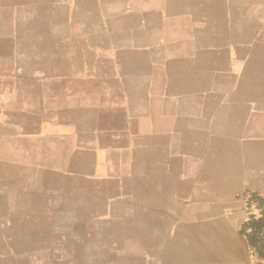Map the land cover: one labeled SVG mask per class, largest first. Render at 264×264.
Returning a JSON list of instances; mask_svg holds the SVG:
<instances>
[{"label": "crops", "instance_id": "obj_1", "mask_svg": "<svg viewBox=\"0 0 264 264\" xmlns=\"http://www.w3.org/2000/svg\"><path fill=\"white\" fill-rule=\"evenodd\" d=\"M29 7L0 0V263L245 264L264 0H99L96 99L83 70L22 65Z\"/></svg>", "mask_w": 264, "mask_h": 264}, {"label": "rangeland", "instance_id": "obj_2", "mask_svg": "<svg viewBox=\"0 0 264 264\" xmlns=\"http://www.w3.org/2000/svg\"><path fill=\"white\" fill-rule=\"evenodd\" d=\"M20 2L30 6L20 14L22 35L31 39L20 45L24 54L22 65L44 67L57 73L83 70L86 74L83 82L85 98L96 99L97 90L93 84L98 83L92 80L94 69L113 67L109 59L108 34L104 30L109 13L96 9L99 0ZM113 23L116 27L117 22ZM101 74L103 78V72ZM104 83L102 80L101 85ZM78 92L80 95V89ZM78 95L76 91L74 98ZM104 97L102 89L100 100ZM247 206L250 214L242 229L245 234L242 238L245 243V264H258L264 262V198L257 200L251 197Z\"/></svg>", "mask_w": 264, "mask_h": 264}, {"label": "trees", "instance_id": "obj_3", "mask_svg": "<svg viewBox=\"0 0 264 264\" xmlns=\"http://www.w3.org/2000/svg\"><path fill=\"white\" fill-rule=\"evenodd\" d=\"M257 253V252H256ZM257 254H259V253H257Z\"/></svg>", "mask_w": 264, "mask_h": 264}]
</instances>
